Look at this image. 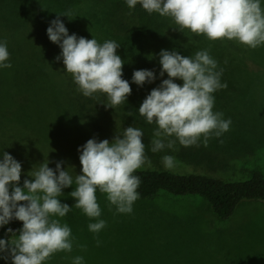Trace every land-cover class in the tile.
Masks as SVG:
<instances>
[{
    "label": "rangeland",
    "instance_id": "374dc122",
    "mask_svg": "<svg viewBox=\"0 0 264 264\" xmlns=\"http://www.w3.org/2000/svg\"><path fill=\"white\" fill-rule=\"evenodd\" d=\"M116 1L96 4L90 0H0V42L7 41L6 63L11 64L10 68L0 67V159L7 152L21 164V188L25 179L31 180L30 172L47 160L53 170L57 162L63 161L62 168L74 178L81 174L78 148L93 138L112 142L109 136L113 135L108 136L112 121L97 108L109 105L106 96L95 94L92 105L88 104L92 97H84L79 91H35L33 79L46 75L43 60L64 69L62 59L56 60L61 50L48 49L45 43L49 41L47 28L57 15L71 11V15L59 17L68 34L78 37L83 31L88 34L86 39H96L94 29L100 32L108 27L104 21L97 29L95 23L101 24ZM260 3L264 9V0ZM152 21L161 22L156 18ZM166 21L170 23L166 29L170 33L164 32L169 49H162L175 50L186 57L207 50L217 62L216 71L222 77L225 73L237 91H228L221 99L214 97L213 112L231 120L229 130L210 137L207 146L203 137L198 141L199 147L215 157V163L175 159L173 168H163L229 181L246 180L253 172L264 177V91H250L264 89V45L250 49L235 40L210 41L188 30L179 31L170 18L166 17ZM156 34H149L146 41L161 47ZM159 59L158 55L151 60L149 69L160 79L154 82L156 85L168 78L166 73L160 76ZM174 82L181 86L183 83ZM105 109L106 106L104 112ZM94 125L97 126L92 128ZM75 187L73 183L58 197L71 207L59 219L71 229L72 251L58 252L44 264H72L76 256L83 257L82 264H264L263 202L245 201L229 218L219 220L203 198L159 193L153 200L134 202L133 211H141L137 224L123 222L124 233L118 239L110 236L117 228L111 221V211L107 213L100 206L101 216L90 219L75 208L76 201L69 195ZM102 196L106 199L105 194ZM131 216L132 213L120 218L128 220ZM98 219L104 220L106 227L99 233L90 232L88 225ZM0 239L10 240L11 234L0 232ZM0 264H11V259H0Z\"/></svg>",
    "mask_w": 264,
    "mask_h": 264
},
{
    "label": "clouds",
    "instance_id": "9594fccd",
    "mask_svg": "<svg viewBox=\"0 0 264 264\" xmlns=\"http://www.w3.org/2000/svg\"><path fill=\"white\" fill-rule=\"evenodd\" d=\"M126 3L130 9L139 4L149 14L170 18L179 31L188 30L210 41L235 40L250 49L264 45V9L260 0H126ZM69 15L71 11L57 15L47 28L49 41L61 49L56 60L62 59L64 71L84 97L99 93L107 97L110 108L124 104L131 87L122 79L124 61L116 54L120 46L112 40L100 44L93 38L69 35L59 19ZM159 58L160 76L166 73L168 78L151 90L138 109L148 124L157 125L151 151L174 149L177 141L190 147L197 145L201 137L207 146L210 137L227 132L231 120L213 112L212 95L227 85L220 83L221 72L216 71L217 62L208 51L186 57L175 50H162ZM8 59L7 41L0 42V67L10 68ZM155 79L154 72L149 70H136L132 75V83L138 87ZM174 80H181L182 86ZM142 136L139 128L129 126L122 138L115 136L111 143L107 139L100 142L89 139L77 149L81 174L73 178L62 168L63 161L57 162L53 170L47 160L30 172L31 180L25 179L22 188L18 186L21 164L4 152L0 159V227L12 220L23 226L17 232L7 230L10 240L0 239V259L10 258L11 264H44L58 252L72 251L71 229L59 219L71 207L62 204L58 197L73 183L76 187L69 195L76 201L75 208L88 218L101 216L97 189L106 195L117 213L130 214L139 199L137 189L141 184L134 173L145 163H151L145 156ZM162 162L168 169L175 166V158L170 155L163 156ZM105 227L106 222L98 219L88 225V230L99 233ZM82 262V256L72 260V264Z\"/></svg>",
    "mask_w": 264,
    "mask_h": 264
},
{
    "label": "trees",
    "instance_id": "16d2710c",
    "mask_svg": "<svg viewBox=\"0 0 264 264\" xmlns=\"http://www.w3.org/2000/svg\"><path fill=\"white\" fill-rule=\"evenodd\" d=\"M90 1L96 4L105 2V0ZM153 18L161 22L155 24L152 21ZM101 21V24L95 23V25L99 26L97 29L103 25L104 21L108 28H106L107 30L101 28L100 32L94 29L95 37L97 41H101L100 44L107 40H112L120 46L116 54L124 61L122 79L128 81L131 87V94L127 96L126 100H131L133 103L127 101L121 108H110L106 103L98 105L97 108L102 114L106 113L108 119L112 121L109 120L112 127L108 133V136L113 135L109 136L112 139L115 136H121L122 138L124 129L129 126L139 128L143 133L142 140L145 145V156L147 160L151 161L150 164L145 163L147 164L146 167L140 168L134 173L141 180V184L137 189L139 193L137 201L143 203L153 200L159 193L174 197L196 196L203 198L208 203L213 214L219 220L229 218L237 207L245 201H260L264 203V177L258 172H253L246 180L229 181L203 174H180L163 168L162 157L165 155L173 156L180 162H205L207 165L215 163V157L206 153L198 146V143L190 147H183L177 141V149L176 146L174 149L166 147L159 152L153 153L151 151V141L154 139L153 133L157 125L155 123L148 124L145 118L138 113V109L147 95L150 94L152 89L159 86V84L156 85L154 82L160 81V79L156 78L154 82L145 83L143 86L138 87L135 83H132L133 72L136 70H149L151 68L150 61L159 55L161 49L164 47L169 49V45L165 41L164 32L170 33L166 30L170 23L166 21V17L153 16V14L147 13L139 4L135 8L130 9L126 0H117L107 11V16L103 17ZM88 24L92 23L89 22ZM155 31L157 32L155 38L162 45L161 47H157L153 43L149 44L146 41L148 35L153 34ZM82 32L78 33V38L83 37L86 39L88 34ZM170 35L173 34L171 33ZM45 43L48 49L61 50L57 44H53L50 41ZM43 62L46 75H38L33 79L35 91H77L78 86L74 83L70 74L65 73L64 69L58 68L55 63L52 64L46 60H43ZM224 76H220V83L227 86L226 88L218 89V92L215 91L216 93L212 94L215 98L221 99V96L228 93V91H237ZM250 91H264V89L253 90L250 88ZM93 98L95 97H92L88 104L94 102ZM104 106L107 107L105 112ZM80 115L82 116L81 112ZM96 126L94 125L92 128ZM96 195L99 206L104 208L107 213L111 211L113 214L111 215V221L117 228L110 233V236L118 238L124 233L123 222L129 221V226L137 224V214H140L141 211H132V216L128 220H122L120 215L125 216L127 214L117 213L115 206H110L107 199L100 192H96ZM134 207L133 205L132 208ZM22 226L21 222L12 220L9 224L0 227V232L8 233L7 230L9 228L13 232H17ZM114 234L115 236H113Z\"/></svg>",
    "mask_w": 264,
    "mask_h": 264
}]
</instances>
